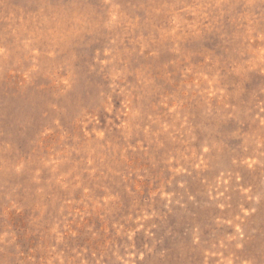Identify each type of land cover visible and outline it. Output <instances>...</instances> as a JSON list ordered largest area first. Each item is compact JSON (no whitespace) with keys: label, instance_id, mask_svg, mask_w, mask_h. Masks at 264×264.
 I'll use <instances>...</instances> for the list:
<instances>
[{"label":"rangeland","instance_id":"rangeland-1","mask_svg":"<svg viewBox=\"0 0 264 264\" xmlns=\"http://www.w3.org/2000/svg\"><path fill=\"white\" fill-rule=\"evenodd\" d=\"M0 264H264V0H0Z\"/></svg>","mask_w":264,"mask_h":264}]
</instances>
